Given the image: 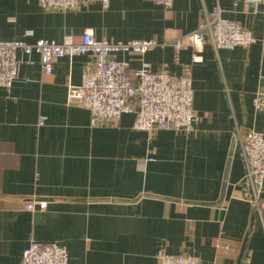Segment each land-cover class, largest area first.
<instances>
[{"label":"crops","instance_id":"obj_1","mask_svg":"<svg viewBox=\"0 0 264 264\" xmlns=\"http://www.w3.org/2000/svg\"><path fill=\"white\" fill-rule=\"evenodd\" d=\"M217 6L255 43L177 52L176 41ZM88 30L112 43L165 44L144 64L174 80L190 71L200 121L191 132H138L130 113L93 127L90 111L67 101L94 57L61 59L46 76L38 53L19 52L13 86L0 87V264H22L31 240L65 247L69 264H160L161 252L264 264V208L254 210L242 151L250 132L264 135L254 105L264 85V0H176L167 10L153 0L93 1L69 12L0 0V42L80 43ZM141 58L113 56L132 70Z\"/></svg>","mask_w":264,"mask_h":264},{"label":"built area","instance_id":"obj_2","mask_svg":"<svg viewBox=\"0 0 264 264\" xmlns=\"http://www.w3.org/2000/svg\"><path fill=\"white\" fill-rule=\"evenodd\" d=\"M100 1L104 7L110 0H40L41 7L48 12H69L85 2ZM163 8L171 9L176 0H153ZM259 5L263 0H247ZM255 43L250 31L223 18L217 6L212 12L205 11L199 28L176 41L177 52L192 47L197 53L206 44L216 50L234 49ZM154 40H134L112 43L99 40L91 30L85 32L80 43L66 36L62 44L42 40L35 44L26 42H0V87L11 88L18 73V53H38L43 72L51 76L54 65L61 59L90 54L94 57V68L85 73L80 86L69 88L68 105L80 106L90 111L92 126L103 127L121 120L125 114H136L134 130L153 133L158 130L191 132L200 118L193 109V87L190 71L174 80L166 71L152 72L144 64V56L158 47ZM117 54L140 56L142 67L132 70L130 62L113 59ZM196 61V57H194ZM138 101V109L133 101ZM255 108L264 113V85L254 99ZM45 120L40 122L43 126ZM242 151L247 169V180L254 193V210L261 215L264 208V135L250 132L242 139ZM34 204L28 209L33 211ZM42 207L45 204H41ZM229 249V246H225ZM160 264H204L192 255L159 254ZM22 264H69L65 247L58 244H42L31 240L23 253Z\"/></svg>","mask_w":264,"mask_h":264},{"label":"trees","instance_id":"obj_3","mask_svg":"<svg viewBox=\"0 0 264 264\" xmlns=\"http://www.w3.org/2000/svg\"><path fill=\"white\" fill-rule=\"evenodd\" d=\"M133 107H134L135 110L138 109V101L137 100L133 101Z\"/></svg>","mask_w":264,"mask_h":264}]
</instances>
